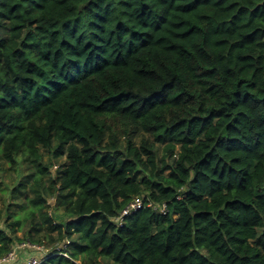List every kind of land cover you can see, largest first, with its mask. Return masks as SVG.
I'll use <instances>...</instances> for the list:
<instances>
[{"label":"trees","instance_id":"16d2710c","mask_svg":"<svg viewBox=\"0 0 264 264\" xmlns=\"http://www.w3.org/2000/svg\"><path fill=\"white\" fill-rule=\"evenodd\" d=\"M1 177L17 263L264 264V0H0Z\"/></svg>","mask_w":264,"mask_h":264},{"label":"built area","instance_id":"2783aa9c","mask_svg":"<svg viewBox=\"0 0 264 264\" xmlns=\"http://www.w3.org/2000/svg\"><path fill=\"white\" fill-rule=\"evenodd\" d=\"M149 204L151 205L152 203H149ZM145 205H146V202H145V199L143 197L137 196V197L133 198L122 209V211L120 212V214L116 218L118 224L122 225L124 223L125 217L127 215H130L131 213L138 211L139 209H141ZM155 207L157 208L158 206L155 205ZM160 210L162 212L166 213V211H167L166 204H163L160 207ZM26 248H35L38 250L46 251V249L43 246L34 245L30 241L24 240V241L16 243L7 254L0 257V264H12V263L17 262L18 259L20 258V256L22 255V250H24ZM46 257H45V255H32L20 264H43Z\"/></svg>","mask_w":264,"mask_h":264},{"label":"rangeland","instance_id":"374dc122","mask_svg":"<svg viewBox=\"0 0 264 264\" xmlns=\"http://www.w3.org/2000/svg\"><path fill=\"white\" fill-rule=\"evenodd\" d=\"M54 169H55V167H54ZM0 180H5V179H3V177H1ZM6 181H10L9 177L6 178ZM0 188H2V187L0 186ZM0 206H3V201H2V199H0ZM50 211L53 213V209H52V208L50 209ZM2 221H3V220L0 219V227H1V225L3 224ZM19 235H22V231H19ZM28 249L30 250V249H33V248H26V249H24V250H22V251H25V250L28 251Z\"/></svg>","mask_w":264,"mask_h":264},{"label":"crops","instance_id":"0c3cea01","mask_svg":"<svg viewBox=\"0 0 264 264\" xmlns=\"http://www.w3.org/2000/svg\"><path fill=\"white\" fill-rule=\"evenodd\" d=\"M23 252H24V251H22V255H23V257H24L25 254H23ZM22 255H21V256H22ZM21 256H20V257H21ZM28 258H29V257H28ZM23 259H25V258H23ZM12 264H20V263L15 262V263H12Z\"/></svg>","mask_w":264,"mask_h":264}]
</instances>
